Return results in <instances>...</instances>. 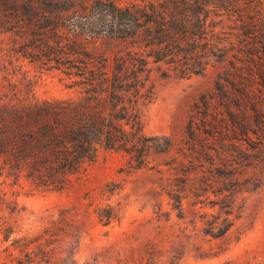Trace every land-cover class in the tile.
<instances>
[{
    "label": "trees",
    "instance_id": "obj_1",
    "mask_svg": "<svg viewBox=\"0 0 264 264\" xmlns=\"http://www.w3.org/2000/svg\"><path fill=\"white\" fill-rule=\"evenodd\" d=\"M0 52L55 70L73 95L32 89L0 97V184L63 190L101 152L121 153L126 174L150 168L172 208L191 199L212 210L203 232L223 237L244 194L264 188V0H0ZM218 66L191 105L184 134L145 132L152 74L187 79ZM122 189L106 182L101 194ZM91 203V202H90ZM22 210L0 191V219ZM67 209L36 234L11 238L25 261L48 264L71 235ZM108 224L113 208L96 209ZM2 240L14 230L2 220ZM249 264H264V258Z\"/></svg>",
    "mask_w": 264,
    "mask_h": 264
},
{
    "label": "rangeland",
    "instance_id": "obj_2",
    "mask_svg": "<svg viewBox=\"0 0 264 264\" xmlns=\"http://www.w3.org/2000/svg\"><path fill=\"white\" fill-rule=\"evenodd\" d=\"M0 52V97L15 89H32L38 98L73 95L68 80L58 71L39 68L23 60L9 63ZM218 66L187 79L161 78L152 74L153 98L145 109V132L181 140L193 102L210 92ZM125 157L101 152L97 160L63 190L36 189L24 180L1 179L0 191L22 208L0 219V264L9 262L8 252L22 261L11 238L39 233L63 210L72 220L70 237L56 249L48 264H249L264 258V188L244 194L240 217L220 238L203 232L205 213L212 210L183 200V211L172 208L159 190V173L143 168L126 174ZM116 180L122 189L101 194L102 186ZM91 202V203H90ZM113 208L108 224L99 220L96 209ZM2 220L14 233L2 240ZM12 264H18L13 261Z\"/></svg>",
    "mask_w": 264,
    "mask_h": 264
}]
</instances>
